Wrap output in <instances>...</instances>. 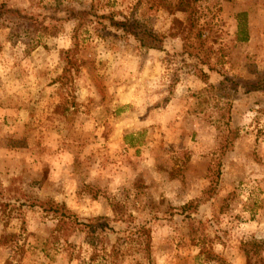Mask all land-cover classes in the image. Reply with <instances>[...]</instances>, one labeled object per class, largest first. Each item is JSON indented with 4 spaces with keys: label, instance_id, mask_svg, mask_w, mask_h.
I'll return each mask as SVG.
<instances>
[{
    "label": "rangeland",
    "instance_id": "obj_1",
    "mask_svg": "<svg viewBox=\"0 0 264 264\" xmlns=\"http://www.w3.org/2000/svg\"><path fill=\"white\" fill-rule=\"evenodd\" d=\"M0 15V264H264V0H0ZM59 205L105 219L94 245L55 231Z\"/></svg>",
    "mask_w": 264,
    "mask_h": 264
},
{
    "label": "trees",
    "instance_id": "obj_2",
    "mask_svg": "<svg viewBox=\"0 0 264 264\" xmlns=\"http://www.w3.org/2000/svg\"><path fill=\"white\" fill-rule=\"evenodd\" d=\"M230 1V0H227ZM93 4L90 6V11H79L74 12V19L76 20V27L74 28V39H76L77 32L83 28L85 24H91L89 21V16L91 15V11H93ZM8 14V19H12L16 24H23L25 28L32 30V35H35L36 32H41L43 29H46L43 21L39 22L31 15H22L18 11H6ZM13 15V16H12ZM0 15V21H1ZM100 19L107 20L109 26L121 30L125 35L132 36L141 47L146 49H155L163 42V36L160 34H156L152 31L142 28L137 21L123 17L121 20H115L113 18V14L109 13L107 15L100 16ZM3 21V20H2ZM2 26V24H0ZM42 29V30H41ZM184 45L186 43V38H183ZM77 46V43H74V47ZM225 135L224 143L227 145L228 142V134ZM193 202L188 203L184 210L191 208L193 211L197 209L196 206L193 205ZM46 213H52L57 217V223L55 225V231L57 233L67 232L68 228H79L84 231L88 235V237L92 238L93 243L90 245H94L95 241V233L98 229H104L107 227V223L105 219L102 217H95L87 220V222H79L77 218L71 214L64 205L55 206V208H44ZM66 226L68 228H66ZM137 234L135 240L132 241V245H135L136 251L138 252L140 261L149 258V250H150V235L148 230L145 227L140 228L135 232ZM139 233V234H138ZM119 249L114 248V251L111 256L118 255ZM8 264V263H6ZM139 264V262H138Z\"/></svg>",
    "mask_w": 264,
    "mask_h": 264
}]
</instances>
